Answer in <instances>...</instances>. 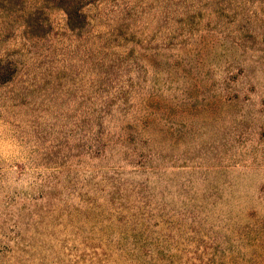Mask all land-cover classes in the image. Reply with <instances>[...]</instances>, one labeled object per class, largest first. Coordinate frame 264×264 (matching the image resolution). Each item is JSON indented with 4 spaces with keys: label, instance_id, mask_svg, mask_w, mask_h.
<instances>
[{
    "label": "rangeland",
    "instance_id": "1",
    "mask_svg": "<svg viewBox=\"0 0 264 264\" xmlns=\"http://www.w3.org/2000/svg\"><path fill=\"white\" fill-rule=\"evenodd\" d=\"M0 264H264V0H0Z\"/></svg>",
    "mask_w": 264,
    "mask_h": 264
},
{
    "label": "clouds",
    "instance_id": "2",
    "mask_svg": "<svg viewBox=\"0 0 264 264\" xmlns=\"http://www.w3.org/2000/svg\"><path fill=\"white\" fill-rule=\"evenodd\" d=\"M4 122L0 121V127H3Z\"/></svg>",
    "mask_w": 264,
    "mask_h": 264
}]
</instances>
